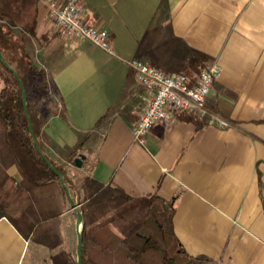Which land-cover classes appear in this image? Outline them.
Instances as JSON below:
<instances>
[{
    "label": "crops",
    "instance_id": "obj_1",
    "mask_svg": "<svg viewBox=\"0 0 264 264\" xmlns=\"http://www.w3.org/2000/svg\"><path fill=\"white\" fill-rule=\"evenodd\" d=\"M19 1L31 28L0 24L54 90L57 104L37 114L48 155L134 198L174 200L175 232L190 255L264 264V0H81L83 20L108 32L114 54L60 36L48 0ZM133 61L191 83L221 63L208 113H177L137 142L145 89ZM9 173L20 178L16 167ZM38 247L0 220V264H25L29 252L39 264Z\"/></svg>",
    "mask_w": 264,
    "mask_h": 264
},
{
    "label": "trees",
    "instance_id": "obj_2",
    "mask_svg": "<svg viewBox=\"0 0 264 264\" xmlns=\"http://www.w3.org/2000/svg\"><path fill=\"white\" fill-rule=\"evenodd\" d=\"M27 13L19 0H9L0 7V20L29 28ZM8 25L0 24V52L26 89L42 152L62 173L83 213L82 264H212L207 257L187 253L180 242L174 227V200L156 195L134 198L117 185L87 175L77 177L74 167L48 155L39 136L46 119L42 123L37 114L49 111L57 102L50 98L45 74L35 68ZM80 146L71 153H77ZM13 167L19 179L9 173ZM69 207L72 210L67 191L32 139L21 85L0 61V220H8L30 242L55 251L61 246V217ZM51 262L77 264V259L75 254L60 250L51 256Z\"/></svg>",
    "mask_w": 264,
    "mask_h": 264
},
{
    "label": "built area",
    "instance_id": "obj_3",
    "mask_svg": "<svg viewBox=\"0 0 264 264\" xmlns=\"http://www.w3.org/2000/svg\"><path fill=\"white\" fill-rule=\"evenodd\" d=\"M47 2L49 17L60 36L90 42L103 51L114 54L108 32L90 26L83 20L81 0H64L61 6L52 0ZM130 66L145 89L141 97L144 108L139 122L133 129L134 139L142 144L146 142V137L158 121L171 122L177 113L206 115L207 97L223 73L221 63L214 61L204 66L196 82L191 83L185 75H169L141 61H133ZM215 122L212 118L211 123Z\"/></svg>",
    "mask_w": 264,
    "mask_h": 264
},
{
    "label": "water",
    "instance_id": "obj_4",
    "mask_svg": "<svg viewBox=\"0 0 264 264\" xmlns=\"http://www.w3.org/2000/svg\"><path fill=\"white\" fill-rule=\"evenodd\" d=\"M0 61L2 62V64L4 66H6L13 74L14 76L17 78L18 82L21 85V89H22V93H23V101H24V107H25V113L27 116V119L29 121V126H30V133L32 136V139L34 141V144L39 152V154L41 155V157L43 158V160L45 161V163L47 164V166L58 176V178L60 179V182L62 184V186L64 187V189L67 191L68 197L70 199V203H71V207L72 210L76 213L77 215V222H76V235H77V252H76V257H77V264H82V259H83V226H84V217H83V213L80 211L79 206L77 205V203L74 201L71 192L65 182V179L62 175V173L60 171H58L52 164L51 162L48 160V158L44 155V153L42 152V149L40 147V144L38 142V139L35 135V130L31 121V117H30V111H29V107H28V99H27V92L26 89L23 85V82L21 80V78L19 77L18 73L12 68L10 67L7 62L6 59L4 57V55L0 52ZM82 160L83 157H78L75 159V165L77 167H81L82 165Z\"/></svg>",
    "mask_w": 264,
    "mask_h": 264
},
{
    "label": "rangeland",
    "instance_id": "obj_5",
    "mask_svg": "<svg viewBox=\"0 0 264 264\" xmlns=\"http://www.w3.org/2000/svg\"><path fill=\"white\" fill-rule=\"evenodd\" d=\"M50 91L52 93V95L50 94V98L54 100L55 95H54L53 88H50ZM55 101L57 102V100ZM76 176L82 177L83 175L76 174ZM76 222H77V216L74 214L73 210H70V207H69L67 211L64 213V215L61 217V223L59 226L60 239H61L60 248H58L55 251H51L43 246L40 247L39 245L38 248L42 249L40 252H37L38 258H39V264H52L51 256L60 250H64L66 252L76 255V252H77ZM33 246H34V243H33ZM31 261H32L31 252H29L25 264H31Z\"/></svg>",
    "mask_w": 264,
    "mask_h": 264
}]
</instances>
